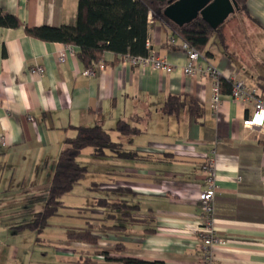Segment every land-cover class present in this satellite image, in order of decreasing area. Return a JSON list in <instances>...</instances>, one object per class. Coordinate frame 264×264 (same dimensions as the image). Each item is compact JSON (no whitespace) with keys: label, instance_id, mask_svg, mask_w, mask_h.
Wrapping results in <instances>:
<instances>
[{"label":"crops","instance_id":"crops-1","mask_svg":"<svg viewBox=\"0 0 264 264\" xmlns=\"http://www.w3.org/2000/svg\"><path fill=\"white\" fill-rule=\"evenodd\" d=\"M77 5L78 0H0V9L29 27L74 24ZM220 31L225 48L211 44L208 57L197 61L199 70L187 76L183 41L152 17L147 47L173 66L171 72L134 65L112 52L104 53L101 67L86 69L75 46L28 36L22 26L0 27V244L22 243L20 224L30 218L19 215L40 211L63 140L75 133L72 126L98 124L124 148L150 155L146 160L112 157L115 168L101 186L129 188L139 205L136 215L149 222L128 224L125 234L98 232L96 244L69 241L61 227L53 241V264H125L120 258L198 264V196L206 188L209 161L216 187L215 263L264 264V151L259 143L264 126H245L253 107L230 92L221 91L213 111V79L202 71L210 65L226 80L256 87L264 80V0H247L246 9L235 10ZM35 66L43 71L34 72ZM172 95L184 101L177 114L162 109ZM118 120L140 132L119 134L113 130ZM90 212L84 224L68 227L109 223L99 220L101 209ZM149 227L154 231L146 232ZM9 229L16 235L4 232ZM15 246L14 264H23Z\"/></svg>","mask_w":264,"mask_h":264},{"label":"trees","instance_id":"trees-1","mask_svg":"<svg viewBox=\"0 0 264 264\" xmlns=\"http://www.w3.org/2000/svg\"><path fill=\"white\" fill-rule=\"evenodd\" d=\"M235 1L239 7L238 12L246 9L247 0ZM167 5L168 0H78L75 23L57 27L46 25L29 27L23 25L15 15L0 9V27L22 26L28 36L47 42L75 46L77 57L86 69H95L103 60L105 52H112L116 57L148 55L150 48L146 46V43L149 17L161 23L176 39L186 42L205 58L210 54L208 47L211 44H221L225 48L220 26L211 28L197 18L179 27L163 15ZM231 82L219 76L220 92H230ZM257 87L264 94L263 79L258 82ZM182 99L179 96H169L162 107L163 111L167 114H177L184 104ZM72 128L75 130L74 135L64 138L63 147L56 157L42 201V209L20 224V227L33 229L39 233L48 226L51 217L59 215V208L63 205L62 197L71 192L88 172V167L78 160L83 149L90 148L91 153L97 157L110 156L133 160L151 158L149 154L124 148L120 142L111 138L108 129L98 124L72 126ZM113 130L124 136L140 132V128L125 120H118ZM259 143L264 151V139ZM104 189H106V196L96 199L89 209H101L103 215L99 220L109 221V223H100L95 226L89 222L84 227H66L65 235L69 241L96 244L99 240L98 232L125 234L128 224L149 222L136 215L139 205L133 200L134 193L129 188ZM145 231L153 232L154 228L149 227ZM116 250L120 249L116 247ZM102 252L106 257L108 256V251ZM119 260L125 264H162L159 261L132 258Z\"/></svg>","mask_w":264,"mask_h":264},{"label":"rangeland","instance_id":"rangeland-1","mask_svg":"<svg viewBox=\"0 0 264 264\" xmlns=\"http://www.w3.org/2000/svg\"><path fill=\"white\" fill-rule=\"evenodd\" d=\"M112 139L116 140L114 134H112ZM112 159L114 158L110 156H94L90 148L82 150L78 160L88 167V172L72 192L62 197L63 205L59 208V215L51 217L48 221V226L42 232L38 233L36 230L29 228L20 229L18 237L22 239V243L16 244V246L20 248L18 257L19 260H23V264H53V260L57 261V256L55 255L56 245L53 241L58 238L60 228L80 223L84 224V217L92 215L91 209H89L91 205L96 199L106 196V189L101 186L102 182L105 183V176L115 168V161ZM16 184H14L15 188ZM40 206L42 209V204ZM79 209H81V212L77 211ZM33 215L34 212L30 213V215L23 213L19 217L25 219L31 218ZM11 231H15V229H9L4 232L16 235ZM10 246L8 243L0 244V264L15 263V260L11 257L12 251L15 249L13 247L15 242L12 247Z\"/></svg>","mask_w":264,"mask_h":264},{"label":"built area","instance_id":"built-area-1","mask_svg":"<svg viewBox=\"0 0 264 264\" xmlns=\"http://www.w3.org/2000/svg\"><path fill=\"white\" fill-rule=\"evenodd\" d=\"M146 46L148 44L146 43ZM182 51L187 56V62L184 66V73L187 76L195 74L199 70L197 61L201 59V54L189 46L186 42L181 44ZM64 55H60L59 60H63ZM134 65H139L141 67L150 66L154 69H159L165 72H171L173 66L168 63L164 58L159 57L154 52H150L146 56H125ZM97 66L101 67V63ZM34 72L41 73L43 68L41 66H35L33 68ZM202 71L213 79L212 86V96H211V109L217 111L220 104L221 92L219 89V73L216 68L210 65H206ZM230 96L242 102L245 105H252V114L243 121V124L247 127H263L264 126V95L260 90L253 85H249L241 79H235L231 82ZM206 181V188L200 190L199 192V203L201 208V222L198 227V232L200 233L202 244H201V254L199 256L198 264H216L215 256L212 252L211 246L218 240L215 236V230L212 226L213 221V199L216 190L214 184V167L211 162H207L204 166Z\"/></svg>","mask_w":264,"mask_h":264},{"label":"water","instance_id":"water-1","mask_svg":"<svg viewBox=\"0 0 264 264\" xmlns=\"http://www.w3.org/2000/svg\"><path fill=\"white\" fill-rule=\"evenodd\" d=\"M238 9L235 0H168L163 15L179 27L200 18L217 28Z\"/></svg>","mask_w":264,"mask_h":264}]
</instances>
